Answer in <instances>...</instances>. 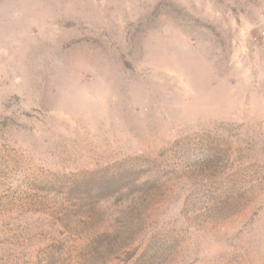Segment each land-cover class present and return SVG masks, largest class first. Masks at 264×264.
Wrapping results in <instances>:
<instances>
[{"label": "rangeland", "instance_id": "rangeland-1", "mask_svg": "<svg viewBox=\"0 0 264 264\" xmlns=\"http://www.w3.org/2000/svg\"><path fill=\"white\" fill-rule=\"evenodd\" d=\"M0 264H264V0H0Z\"/></svg>", "mask_w": 264, "mask_h": 264}, {"label": "trees", "instance_id": "trees-1", "mask_svg": "<svg viewBox=\"0 0 264 264\" xmlns=\"http://www.w3.org/2000/svg\"><path fill=\"white\" fill-rule=\"evenodd\" d=\"M141 170L136 167H119L110 174H100L98 171L87 173L88 176L78 183L83 187L78 209L87 214L94 209L95 204L108 198L125 201L130 197H141L152 187L151 183L156 181L155 178L143 180Z\"/></svg>", "mask_w": 264, "mask_h": 264}]
</instances>
